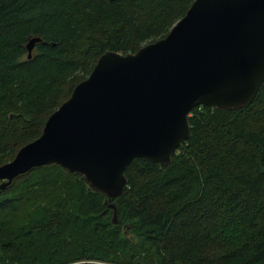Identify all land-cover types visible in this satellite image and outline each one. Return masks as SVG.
<instances>
[{"label":"trees","instance_id":"obj_1","mask_svg":"<svg viewBox=\"0 0 264 264\" xmlns=\"http://www.w3.org/2000/svg\"><path fill=\"white\" fill-rule=\"evenodd\" d=\"M194 1L0 0V166L101 55L166 37ZM188 122L169 165L133 160L113 200L56 164L16 177L0 190V264H264V82L245 108Z\"/></svg>","mask_w":264,"mask_h":264},{"label":"water","instance_id":"obj_2","mask_svg":"<svg viewBox=\"0 0 264 264\" xmlns=\"http://www.w3.org/2000/svg\"><path fill=\"white\" fill-rule=\"evenodd\" d=\"M40 41L29 40L28 59ZM263 82L264 0H195L166 37L135 54L101 55L41 135L0 166V190L56 164L116 199L133 160L169 165L189 139L193 108H245ZM109 208L116 223L115 206Z\"/></svg>","mask_w":264,"mask_h":264}]
</instances>
